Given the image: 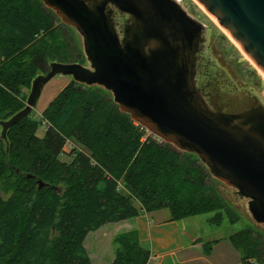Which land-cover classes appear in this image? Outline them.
<instances>
[{"label":"trees","instance_id":"trees-1","mask_svg":"<svg viewBox=\"0 0 264 264\" xmlns=\"http://www.w3.org/2000/svg\"><path fill=\"white\" fill-rule=\"evenodd\" d=\"M74 29L42 0H0V101L9 104L0 103V120L24 109L22 88L51 63L87 62ZM42 122L48 127L39 137ZM146 134L103 87L75 80L42 120L30 114L10 128L0 139V264H92L85 246L91 232L161 209L173 220L217 212L210 221L221 226L222 210L230 209L207 165ZM70 142L68 162L60 156ZM5 178L15 181L11 190ZM228 238L241 264H264L262 236L247 228ZM218 241L203 243L205 251ZM115 243L113 264L151 260L137 230L117 235Z\"/></svg>","mask_w":264,"mask_h":264},{"label":"water","instance_id":"water-1","mask_svg":"<svg viewBox=\"0 0 264 264\" xmlns=\"http://www.w3.org/2000/svg\"><path fill=\"white\" fill-rule=\"evenodd\" d=\"M42 1L82 35L90 66L51 63L34 79L27 106L0 120L3 138L31 114L54 76H72L104 87L132 120L196 154L211 174L249 199L252 216L264 224V104L245 96L225 110L233 104L208 102L196 79L204 25L177 0ZM198 1L264 72V0ZM117 14L127 16L123 35Z\"/></svg>","mask_w":264,"mask_h":264},{"label":"rangeland","instance_id":"rangeland-1","mask_svg":"<svg viewBox=\"0 0 264 264\" xmlns=\"http://www.w3.org/2000/svg\"><path fill=\"white\" fill-rule=\"evenodd\" d=\"M182 7L197 21L204 25V43L206 59L204 61L203 69L201 70V76L204 71V75H209V82L216 84V90L223 95L221 100L230 101L240 99L244 100V97H257L262 104H264V74L257 67V65L250 59V57L241 49V47L236 44L234 39L228 34V32L220 27L216 21L210 16V14L204 9L203 5L198 2V0H177ZM117 28L119 32L123 35V29L126 20L117 18ZM74 29V28H73ZM226 31V32H225ZM75 39L81 47L84 48V41L82 35L76 30H73ZM86 66H90L89 61L85 63ZM50 68L46 72L49 71ZM46 72H39L35 75L31 81L30 86H24L22 88L25 107L27 106L28 97L32 91V84L34 79L40 74ZM205 76V77H206ZM71 81H73L72 76L68 75H56L54 76L43 88L41 96L37 102V105L33 108L31 115L34 119L42 120L44 111L49 107V105L56 99V97L63 91V89L68 86ZM98 85H93L90 87H96ZM101 87V86H99ZM104 89V93L107 96L113 97V94ZM7 101V100H6ZM4 98L0 103L6 102ZM233 102V101H232ZM6 106L9 104L6 102ZM3 105V104H0ZM24 107V108H25ZM232 107H237L232 105ZM16 114V113H15ZM13 116V115H12ZM12 116H8L6 120L10 119ZM48 124L42 122L37 135L43 137ZM3 128L0 127V139L3 138ZM151 132L147 130L145 137L150 136ZM157 139V136H154ZM163 141L162 139H160ZM164 142V141H163ZM74 146L72 142L68 143L65 147V153L61 155V159L70 162L72 160V150ZM9 146L7 147V151ZM196 161L198 163L204 164L201 159L196 155ZM209 169V168H208ZM210 171V170H209ZM210 181L213 183L215 191L219 194L224 202V204L230 209V214L225 210H222L225 217H227L221 226L211 224L210 219L216 215L217 212H210L200 215L191 216L185 218L187 225L186 238L194 240L196 235H202L203 242H212L221 237L228 238L232 233L250 228L254 231V235L262 236L264 241V224L258 223L249 209V199L240 196L234 187L227 185L226 183L217 179L213 174H211ZM4 183L6 188L11 190L12 185L14 186L15 181L5 178ZM162 213H169L168 209H163ZM152 215H155V211ZM230 215V216H228ZM107 232V231H106ZM110 230L108 237L106 238V244L113 246L115 250V257L119 245L115 243V238L117 235L124 233L118 232V234H113ZM108 233V232H107ZM92 250V249H91ZM114 262V261H113Z\"/></svg>","mask_w":264,"mask_h":264},{"label":"crops","instance_id":"crops-1","mask_svg":"<svg viewBox=\"0 0 264 264\" xmlns=\"http://www.w3.org/2000/svg\"><path fill=\"white\" fill-rule=\"evenodd\" d=\"M164 210L143 213L120 222L107 224L91 232L85 241L92 264H113L115 250L106 244L110 230L113 234L137 230L142 244L151 250L148 264H241L239 250L229 238L221 237L207 253L203 246L202 235L194 240L186 238L185 220H173L171 213ZM108 233H107V232ZM92 249V250H91Z\"/></svg>","mask_w":264,"mask_h":264},{"label":"flooded vegetation","instance_id":"flooded-vegetation-1","mask_svg":"<svg viewBox=\"0 0 264 264\" xmlns=\"http://www.w3.org/2000/svg\"><path fill=\"white\" fill-rule=\"evenodd\" d=\"M117 18L119 19H126L127 16L125 15H119L117 14ZM116 18V20H117ZM205 30V29H204ZM204 43V42H203ZM203 45V44H202ZM205 48L203 46H201V49L198 53V64H197V76H196V79H197V84L198 86L200 87V89L202 90V92L204 93L205 95V98L208 100V102L212 105V101H216L219 105H222L223 103H227V102H230L229 100L228 101H223L220 99H217V95L221 93L219 91L216 90V84L212 83V82H209V75L207 74L204 75V71H203V74L201 76V70L203 69V65H204V61L206 59V56H205ZM206 76V77H205ZM223 97V95H221ZM231 103L235 106H238V103L237 102H232ZM234 109V107H231V106H226L225 107V110H232Z\"/></svg>","mask_w":264,"mask_h":264},{"label":"bare ground","instance_id":"bare-ground-1","mask_svg":"<svg viewBox=\"0 0 264 264\" xmlns=\"http://www.w3.org/2000/svg\"><path fill=\"white\" fill-rule=\"evenodd\" d=\"M199 2V1H198ZM200 3V2H199ZM201 4V3H200ZM201 6H202V4H201ZM204 7V6H203ZM204 9L207 11V9L204 7ZM208 12V11H207ZM209 13V12H208ZM210 14V13H209ZM210 16L216 21V17L215 16H213L212 14H210ZM216 18V19H215ZM218 21V20H217ZM218 23L220 24V22L218 21ZM220 27H222L223 29H225L222 25H219ZM227 32H228V34L232 37V35L230 34V32L227 30V29H225ZM225 31V32H226ZM233 38V37H232ZM234 39V38H233ZM234 41L236 42V44H238L240 47H241V45L234 39ZM241 49H242V47H241ZM244 51V50H243ZM245 52V51H244ZM246 53V52H245ZM247 54V53H246ZM248 55V54H247ZM249 56V55H248ZM251 59V58H250ZM252 60V59H251ZM253 61V60H252ZM254 62V61H253ZM255 63V62H254ZM258 67V66H257ZM259 68V67H258ZM260 69V68H259ZM261 70V69H260ZM261 72H263L262 70H261ZM263 74H264V72H263Z\"/></svg>","mask_w":264,"mask_h":264}]
</instances>
